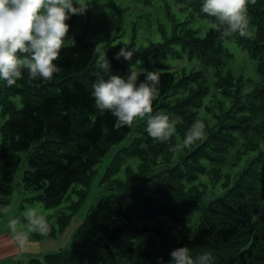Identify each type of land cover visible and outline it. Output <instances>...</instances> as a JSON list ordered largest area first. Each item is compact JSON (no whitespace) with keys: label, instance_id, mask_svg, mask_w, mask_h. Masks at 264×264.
I'll list each match as a JSON object with an SVG mask.
<instances>
[{"label":"trees","instance_id":"trees-1","mask_svg":"<svg viewBox=\"0 0 264 264\" xmlns=\"http://www.w3.org/2000/svg\"><path fill=\"white\" fill-rule=\"evenodd\" d=\"M181 1L212 23L204 36L191 28L181 39L205 68H183L179 74L146 68L160 72L153 114L176 119L181 140L200 119L205 138L190 149L173 150L176 138L154 141L146 121L116 130L115 117L98 110L92 96L102 72L93 55L98 42L77 40L61 52L56 63L62 70L51 81L29 83L25 72L14 87L23 105L10 107L1 128L0 205L10 207L26 154L24 189L37 192L48 206L60 204L70 191L78 193L62 216L63 229L82 205L96 166L113 145L123 143L112 160L119 164L106 175L110 190L88 212L74 234L77 241L101 252L117 249L128 264H170L171 252L184 246L193 256L211 254L213 264H264V0L248 5L251 39L223 38L213 28L214 18L202 12L203 0ZM227 39L253 59L255 79L229 65L234 54ZM107 59L112 74L129 75V63L112 53ZM175 152L179 160L168 163ZM126 155L137 160L136 167L131 161L123 169L120 159ZM121 171L124 177L114 176ZM29 264L122 263L69 248Z\"/></svg>","mask_w":264,"mask_h":264},{"label":"rangeland","instance_id":"rangeland-1","mask_svg":"<svg viewBox=\"0 0 264 264\" xmlns=\"http://www.w3.org/2000/svg\"><path fill=\"white\" fill-rule=\"evenodd\" d=\"M85 2L88 5L86 13L73 15L67 20L70 25L69 37L73 38L74 42L97 41L98 44L102 43L105 53H112L115 56L124 45H127L134 51L132 60L128 61L123 57L120 59L130 65L136 64L137 68L154 67L162 70L171 68L178 71V74L183 71V68L186 70L205 68L202 61L190 56L189 49L182 45L181 39L191 28H195L198 35L204 36L212 23L209 19L199 16L191 6L181 0H85ZM225 44L234 54L229 65L231 64L237 73L255 79L253 59L248 52L234 39H227ZM162 58L167 60L166 64L160 63ZM16 85L9 87L5 82L0 81V145L2 124L11 115L10 107L20 108L23 105L22 95L14 89ZM122 145L123 143L113 145L96 166L82 205L72 213L63 229L62 216L64 213H70V200H76L78 193L70 191L60 204L48 206L37 192L24 189L22 175L28 167L27 155L24 154L23 163L15 174L9 213L7 215L0 213V264H29L34 258L43 262L48 253L69 248H84L102 257H113L120 259L122 264H128L121 259L117 249L112 252H101L92 244H85L74 238V234L92 206L110 190L106 175L110 168L115 169L119 164L115 165L112 160L116 152L121 150L119 148ZM179 158L180 155L175 152L172 161L168 163L175 164ZM131 161L136 167V159H132L129 155L122 157L120 163L123 169ZM122 172L114 176L124 177ZM119 190L123 191V188ZM26 206L37 208L48 219L52 225L50 235L43 237L32 233L26 227V221L22 215ZM14 217L22 221L23 230L28 233V239L23 243L15 240L7 229L8 219Z\"/></svg>","mask_w":264,"mask_h":264},{"label":"clouds","instance_id":"clouds-1","mask_svg":"<svg viewBox=\"0 0 264 264\" xmlns=\"http://www.w3.org/2000/svg\"><path fill=\"white\" fill-rule=\"evenodd\" d=\"M257 0H203L202 12L214 18L213 28L223 38L238 34L251 39L248 5ZM88 10L85 0H0V81L11 87L27 73L28 82L37 79L51 81L62 69L56 63L61 52L74 39L69 37L67 20L73 15H83ZM93 55L102 72L92 86L95 107L101 112H110L115 117L114 128L132 127L137 121H146L148 135L160 143L176 138L174 149H190L206 134L205 123L197 119L181 140L177 136V120L157 112L153 114V103L159 96L160 72L138 70L130 65L129 75L124 78L112 74L111 64L102 43L95 46ZM134 51L127 45L117 53L131 61ZM138 63V61H137ZM166 64V59H161ZM145 75V80L139 77ZM0 213H9L8 205H0ZM23 218L26 227L40 236L47 237L52 231L48 219L35 207H25ZM7 229L21 243L28 239L19 218H10ZM170 264H213L209 253L193 256L187 246L171 252Z\"/></svg>","mask_w":264,"mask_h":264}]
</instances>
